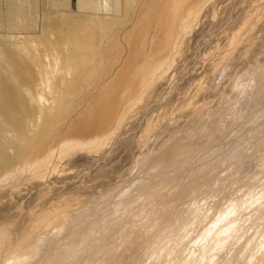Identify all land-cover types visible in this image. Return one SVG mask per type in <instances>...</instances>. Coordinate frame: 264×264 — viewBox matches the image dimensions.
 Returning a JSON list of instances; mask_svg holds the SVG:
<instances>
[{"label":"bare ground","instance_id":"6f19581e","mask_svg":"<svg viewBox=\"0 0 264 264\" xmlns=\"http://www.w3.org/2000/svg\"><path fill=\"white\" fill-rule=\"evenodd\" d=\"M5 1L0 205L20 214L0 230V264H264V0H83L40 25L29 0ZM125 136L139 152L111 188L102 167ZM160 150L190 178L166 218L143 186Z\"/></svg>","mask_w":264,"mask_h":264},{"label":"rangeland","instance_id":"374dc122","mask_svg":"<svg viewBox=\"0 0 264 264\" xmlns=\"http://www.w3.org/2000/svg\"><path fill=\"white\" fill-rule=\"evenodd\" d=\"M30 1V3H31V5H30V7L28 6L25 10H26V14H27V17L26 18H30L31 19V21H33L35 24H37V25H40V24H42V21L45 19L44 17H46V19L47 18H51L52 19V17H54V14H55V12L54 11H56V10H61L62 12H66V13H68V14H75V12H76V10H77V8L81 5V3L83 2V0H67L66 1V3H64V5H62V7H55L54 6V4H53V1L54 0H29ZM38 1V2H37ZM154 1V0H153ZM152 1V2H153ZM33 3H35V4H33ZM38 5V6H37ZM60 11V12H61ZM21 12H22V10H21ZM23 12H25V11H23ZM0 15L3 17V16H6V15H8V9H7V5H6V1L5 0H0ZM15 18H17L16 16H15ZM1 31H0V33H3V29H0ZM5 33V32H4ZM248 120V118L246 119V120H244V121H247ZM264 123L262 124V126L260 127V125L258 124L257 126H256V129L258 128V131H257V136H258V133H259V135H262L263 133H262V130H264ZM259 128H261V129H259ZM235 128H231V129H229L230 130V133H229V131H228V133H229V135H231L232 134V132H233V130H234ZM261 130V131H260ZM161 131V132H160ZM129 132H131V131H129ZM136 132V131H135ZM158 132H159V136H158V138H155V141H163L164 140V137H163V131L162 130H158ZM264 132V131H263ZM162 133V134H161ZM262 133V134H261ZM126 138H121L120 139V141L121 140H123V141H119L120 142V145L116 148V152L115 151H112V154H111V152H110V154H108V153H106V154H108V156L106 155L105 156V158L107 159H105V162H104V164H103V169H105L106 167V169H109V167L112 169V171H114V173L112 174V177H111V179L109 178V177H107L108 178V180H106V183H107V181L108 182H112L111 180L113 179V176L114 175H118V174H120L121 172H120V170L122 171L124 168H126L125 166H129L130 164V161H131V159H132V156L134 155H136V153H134V152H139V149H136L135 147H137V148H139L138 147V145H137V142H136V145L134 146V142H133V140H137L136 138H133V137H131V138H129V137H127V136H125ZM256 137V136H255ZM254 137V138H255ZM161 138H163V139H161ZM249 138L250 137H248L246 140H249ZM126 139V140H125ZM256 139V138H255ZM124 141H125V143H124ZM243 140H241V141H231V142H233L234 143V145H232V146H234V147H236V145L237 146H241V145H243V143L244 142H247V141H244V142H242ZM129 142V143H128ZM133 144H132V143ZM218 142V143H217ZM221 142H222V144H221ZM225 142H227V141H215L214 143H217V145H223V143H225ZM238 144H241V145H238ZM241 142V143H240ZM250 141H248V143H249ZM252 142V141H251ZM254 142V141H253ZM258 142V141H257ZM259 142H261V141H259ZM123 143V144H122ZM213 143V144H214ZM229 143V145H230V142H228ZM228 143L226 144L227 146H229L228 145ZM236 143V144H235ZM131 144V145H130ZM245 144H247V143H245ZM75 144H73L72 142H69V143H66L65 145H64V148L65 149H69V148H71V147H73ZM126 145V146H125ZM131 146V148H129ZM245 146H247V145H245ZM245 146L243 147V149H245ZM75 147H78L77 145L75 146ZM119 147H121L120 149H119ZM129 148L128 150H127V148ZM234 147H231L230 149H233ZM133 149V150H132ZM243 149H242V151H243ZM120 150V151H119ZM127 150V151H126ZM138 150V151H137ZM246 151H247V148L245 149ZM245 150H244V152H245ZM130 151H132V152H130ZM164 151V152H163ZM169 152V153H167V152ZM160 150V152L158 153V155L155 157V158H153V160L151 159L149 162H148V167L150 168V167H152V165H153V161H157V163H159V169H158V172H154L153 173V175L151 174L149 177H146L145 178V181L143 182V186H146L147 188H149V189H153V191L155 190V191H158V193L160 194L159 196H160V198H161V201H160V198H159V200H157L156 201V205H157V202H158V205H157V209L159 208L160 210L163 208V206H167L166 208L164 207L163 209H165L164 211H165V213L163 212V216H165L164 218H166V217H168L169 215L168 214H170L171 212H172V206H173V202H171V200H170V198H171V196H172V194L171 193H173L174 191H176V192H178L179 191V189H180V191L178 192V193H183V189L185 188L186 189V187L187 186H189V183H190V178H189V176H187L188 175V173H189V168L186 166V165H183L182 163L183 162H180L179 160H177L176 158H174V157H172V156H169V154H171L170 153V151L169 150ZM115 152V153H114ZM118 152H120V154L118 153ZM123 152H125L124 154H123ZM129 152V153H128ZM118 153V154H117ZM123 155H122V154ZM200 153V152H199ZM167 154V155H166ZM241 154H243V152H241ZM117 155H118V157H117ZM121 157H120V156ZM125 155V156H124ZM112 156L114 157V158H112ZM127 156H128V158H129V156H130V158L128 159L127 158ZM133 156V157H134ZM163 156H165V157H163ZM166 156H169V157H166ZM124 157V158H123ZM125 157H126V159H125ZM172 157V158H171ZM115 158H116V160H120L122 163H123V161H124V163L122 164L120 161H117V163L118 164H116V160H115ZM118 158H120V159H118ZM161 158H163V160H161ZM170 158V159H169ZM111 159L113 160V161H111ZM55 160V159H54ZM54 160H53V162H54ZM109 160H110V162L112 163V165H111V163L109 162ZM126 160V161H125ZM175 162H174V161ZM115 161V162H114ZM128 161V162H127ZM108 162V163H107ZM168 164H167V163ZM115 163V164H114ZM173 163V164H172ZM92 164V163H91ZM127 164V165H126ZM129 164V165H128ZM163 164H164V166H163ZM172 164V165H171ZM190 164V163H189ZM188 164V165H189ZM250 164V163H249ZM51 165H52V162H51V164H50V167H51ZM106 167H105V166ZM113 165H115V167L113 166ZM119 165V166H118ZM161 165V166H160ZM169 167H168V166ZM176 165V166H175ZM180 165V166H179ZM181 165H182V167H181ZM118 166V167H117ZM122 166V167H121ZM184 167V168H183ZM185 167H187V168H185ZM52 168V167H51ZM113 168H115V169H117V172H115V169H113ZM118 168H120V170L118 169ZM168 168V169H167ZM258 167H252V169H257ZM105 169V171H107ZM111 169H109L108 170V174H109V176H111ZM174 169V170H173ZM181 169H182V171H181ZM187 169V170H186ZM162 170V171H161ZM95 171V172H94ZM119 171V172H118ZM176 171V172H175ZM178 171V172H177ZM183 171H184V174H182L183 173ZM187 171H188V173H187ZM87 172H89V181H91L92 182V184H91V187H94V185H96L97 184V182H98V174L96 173V169L94 170L93 168H90L89 170H87ZM172 172H175V176H174V178H173V176H171V178H170V176H168L170 173H172ZM93 173V174H92ZM97 175H96V174ZM116 173V174H115ZM160 174L159 176H158V178H153V176L155 175V174ZM178 173V174H177ZM186 173V174H185ZM49 174H50V171H49V173H47V175H46V178L47 177H49ZM90 174L92 175L91 177L92 178H90ZM96 176H95V175ZM166 174H168V175H166ZM181 174H182V176L185 178H183V177H180L181 176ZM95 177H94V176ZM117 175H116V177H117ZM173 175V174H172ZM166 178H165V177ZM178 176V177H177ZM94 177V178H93ZM98 177V178H97ZM151 177V178H150ZM188 177V178H187ZM97 178V179H96ZM106 178V179H107ZM114 178H115V176H114ZM168 178V179H167ZM180 179V181H179V179ZM184 179V181H185V183H184V181H183V179ZM94 179V180H93ZM109 179H110V181H109ZM155 179V180H154ZM160 179V180H159ZM166 179V180H165ZM175 181V182H177L176 184V187L178 188H172V189H169L168 188V185L167 184H169L171 181ZM173 179V180H172ZM178 179V180H177ZM187 179V180H186ZM188 179H189V181H188ZM50 180H52V176H50L48 179H45V182L47 181V183H51V182H49ZM96 180V181H95ZM165 180V182L166 183H164L163 184V181ZM101 180H99V182H100ZM150 181V182H149ZM158 181H160V183L158 182ZM179 181V182H178ZM182 181V182H181ZM96 183V184H94V183ZM98 182V183H99ZM43 183V181L40 183V184H36L35 186L37 187H32L31 189H30V194H27L28 195V198H26L27 196L26 195H24V198H23V202L26 204V203H29V202H32L31 200L33 199V198H31L32 196V193L33 192H35V190H37L39 187H43L44 185L42 184ZM113 183H115L114 181L112 182V185H111V188H116V187H119L120 185L116 182L115 183V185L113 184ZM156 183V184H155ZM163 185H162V184ZM183 183V184H182ZM45 184V183H44ZM108 184V183H107ZM111 184V183H110ZM118 184V185H117ZM154 184V185H153ZM182 184V185H181ZM43 185V186H42ZM98 185V184H97ZM96 185V186H97ZM159 185V186H158ZM164 185H165V187H164ZM180 185V186H179ZM187 185V186H186ZM39 186V187H38ZM61 186L62 185H57V187L56 188H58V189H61ZM96 186H95V188H96ZM108 186H110V185H108ZM115 186V187H114ZM162 188H161V187ZM167 186V187H166ZM179 186V187H178ZM186 186V187H185ZM88 188V191L89 192H87V193H91L92 192V188ZM153 187V188H152ZM158 187H160V188H158ZM184 187V188H183ZM168 188V189H167ZM92 189V190H91ZM158 189V190H157ZM161 191H160V190ZM163 189V190H162ZM164 189H165V191H164ZM33 190V191H32ZM168 190H171V191H168ZM182 190V191H181ZM59 190H57L56 192H58ZM154 191V192H155ZM167 192V193H166ZM171 192V193H170ZM27 193V192H26ZM29 193V192H28ZM165 193V194H164ZM91 194H93V192L91 193ZM90 194V195H91ZM168 194V195H167ZM165 196V197H164ZM167 197V198H166ZM170 197V198H169ZM31 198V199H30ZM28 199H30L29 201H28ZM163 199H165V200H163ZM168 201V202H167ZM169 202H171L170 203V205H169ZM147 203H150V201L148 200L147 201ZM162 203H164V205H162ZM166 204V205H165ZM171 204H172V206H171ZM12 206H13V208H12ZM171 208H170V207ZM9 207H10V209H9ZM14 207H17V205L16 204H14V205H10V206H1L0 205V226H1V228H0V230L3 228V226H4V224H7V223H5V222H10V220L11 219H13V218H15V217H17L20 213H19V208L17 207L16 209H17V211H16V209L14 208ZM158 209V210H159ZM168 209H170L169 210V212H168ZM4 210V211H3ZM12 212V213H11ZM167 212V213H166ZM7 214V215H6ZM85 214H88L87 216H83V215H85ZM85 214H83L82 216H81V219H85V220H87L88 218L90 219V220H92L93 219V216H92V214L90 213V212H86ZM166 214L168 215V216H166ZM11 215V216H10ZM13 215V216H12ZM93 215L96 217V213L94 214L93 213ZM89 216V217H88ZM8 217V218H7ZM85 217V218H84ZM94 217V218H95ZM10 218V219H9ZM87 220V222L88 221H90V220ZM84 220V221H85ZM94 220V219H93ZM84 221H83V223H84ZM120 221H122V220H120ZM86 222V221H85ZM82 223V224H83ZM146 223V224H145ZM145 223H143L144 224V226H143V224H142V228H141V225L139 226L138 224V226H134L133 228H132V230L133 231H135V232H133L132 230H130V228H128L127 230H125L124 231V233L125 234H127L129 231H131V232H129L128 233V235L126 236L124 233H122V235H119L120 236V239H126V237L127 238H132L134 235H135V233L136 234H142V233H147L150 229H148L147 227H150V225H148L149 223L148 222H145ZM120 226V225H119ZM141 229H140V228ZM114 228H117V231L116 232H118V225L117 226H115ZM138 231H137V230ZM145 229H148V231H146ZM111 230V229H110ZM152 230V229H151ZM137 231V232H136ZM153 231V230H152ZM111 232H112V230H111ZM114 232H115V229H114ZM127 232V233H126ZM150 232V231H149ZM131 234V235H130ZM133 235V236H132ZM124 236H126V237H124ZM124 237V238H123ZM107 238V237H106ZM118 239H119V237H118ZM103 240H105V239H100L99 241H98V239H96V244H98V243H100L101 241H103ZM103 249V248H102ZM102 249L101 250H99V256L98 257H101V258H103V259H105V257H110L111 256V252L110 251H107L105 248L103 249V252H104V255L103 256H101V254H103V252H102ZM101 251V252H100ZM109 252V253H108Z\"/></svg>","mask_w":264,"mask_h":264}]
</instances>
